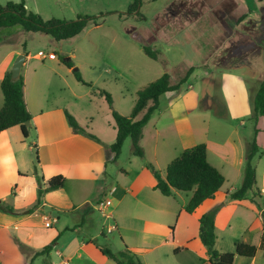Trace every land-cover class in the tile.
I'll return each mask as SVG.
<instances>
[{
  "label": "crops",
  "instance_id": "obj_1",
  "mask_svg": "<svg viewBox=\"0 0 264 264\" xmlns=\"http://www.w3.org/2000/svg\"><path fill=\"white\" fill-rule=\"evenodd\" d=\"M19 55L9 53L0 59V110L5 103L2 81L12 71ZM24 55L27 57L25 66L33 57ZM34 58L40 59V55ZM51 59L57 61L58 58L52 54ZM62 67L67 69L68 76L61 66L54 75L68 80L73 70L64 64ZM259 74L264 83V70ZM55 76L38 68L24 71V97L32 116L29 135L26 138L20 126L0 134V264H116L103 249L108 248L114 253L120 251H114L111 244L101 241L103 233L112 226H115L112 233L117 232L121 237L122 248L124 245L134 251L144 264H211V255L199 239V220L214 210H217L216 249L219 252H234L237 243L261 247L264 223L261 211L252 200L254 191L245 200L230 199L243 182L247 143L235 129L222 142L206 134L198 136L211 111L199 109L197 94L194 96L198 99L183 100L187 105L191 103L190 111L196 114L185 117L188 123L184 134L182 128L177 127L180 145L174 148L169 146L168 132L172 126L170 120L173 119L174 126L176 120L171 114L172 109L163 111L160 102L159 109L144 129L142 146L147 163L134 173L131 182H125L114 180L108 173L110 164L118 161H113L114 154L110 150L117 138L113 116L112 122L108 123L112 136L105 138L93 127L91 114L85 117L71 109L80 100L90 109L95 99L102 98L98 96L97 88L92 82L93 88L82 84L88 90L77 88L78 95L74 93L66 103L55 98L50 102L46 93L55 88L58 79ZM259 85L252 87L246 76L238 73L229 72L221 78L227 118L237 121L240 127L246 128L244 119L252 115V96ZM66 112L100 141L76 132L69 124ZM192 118L197 123L192 124ZM151 123H155L153 159H149L145 145L146 128ZM257 128L259 133L255 135L254 124L253 138L256 137L264 148V117ZM203 143L207 145L209 163L225 177V183L213 199L205 201L194 214H189L185 208L190 196L184 197V204L178 201L184 199L180 191H175L172 197L163 196L155 190L157 180L147 166L151 164L166 177L172 161L186 149ZM259 164L262 170L258 189L264 195V160L261 159ZM255 167L258 170L259 167ZM123 173L127 178L131 177L126 170ZM59 175L66 178L65 185L40 197V188L45 189L48 182ZM103 200L111 201L106 211L110 216L107 220L113 219L112 226H106L105 221L97 226L96 205ZM46 223H50V227ZM50 244H54V248L49 255L35 257ZM163 247L169 249L166 255L159 252ZM156 255V260L148 259ZM234 264H264V251L259 249L252 259L237 256Z\"/></svg>",
  "mask_w": 264,
  "mask_h": 264
},
{
  "label": "rangeland",
  "instance_id": "obj_2",
  "mask_svg": "<svg viewBox=\"0 0 264 264\" xmlns=\"http://www.w3.org/2000/svg\"><path fill=\"white\" fill-rule=\"evenodd\" d=\"M22 1L45 21L54 18L75 21L79 16H89L98 18L100 22L99 25L90 22L79 36L60 42L43 33H27L20 26L0 29V59L9 53L33 57L22 69V77L27 69L37 68L55 76L59 66L64 69L63 62L69 59L85 81L112 94L115 111L129 116L138 91L165 73L171 76L173 84H178L193 68L188 83L177 91L179 94L168 93L160 99L162 110L172 109L171 114L176 120V126L173 119L170 120L169 146L180 145L177 127L182 128L184 134L188 123L185 117L196 114L190 111L191 103L187 105L183 101L185 98L196 99L194 93L199 96V109L211 111L205 117V125L198 136L206 134L222 142L235 129L247 145L253 141L254 122L251 117L244 119L246 128L227 118L221 78L231 72L233 75H245L252 87L261 83L259 72L264 70V0H143L140 16L128 14L133 0H0V5ZM145 48L160 52L158 59L147 56ZM40 52L45 57L34 58ZM52 54L56 55L57 61L51 59ZM66 70L63 72L68 76ZM73 76L70 75L68 80L55 76L58 78L55 88L46 93L50 102L55 98L66 103L74 93L78 95L77 88L88 90ZM71 109L85 117L91 114L93 127L105 138L112 136L113 132L108 127L109 121L112 122V112L105 98L95 99L90 109L82 100L73 104ZM192 119V124L197 123ZM154 124L146 128L145 134L149 159H153ZM260 158L264 160V155ZM261 159L255 160V166L259 168L254 193L260 187ZM145 163L147 160L133 156L132 141L128 139L118 161L108 167V173L114 180L131 182L134 173ZM124 170L130 178L125 176ZM181 194L183 198L190 196V200L193 196L192 192ZM178 201L184 204L185 198ZM94 216L98 220L97 226L104 221L106 226L114 224L113 219L107 220L100 211ZM101 241L111 244L114 251L125 248L124 245L122 248L117 232L103 233ZM167 250L168 247H163L159 252L164 254ZM157 258L158 255L148 257L150 261Z\"/></svg>",
  "mask_w": 264,
  "mask_h": 264
},
{
  "label": "trees",
  "instance_id": "obj_3",
  "mask_svg": "<svg viewBox=\"0 0 264 264\" xmlns=\"http://www.w3.org/2000/svg\"><path fill=\"white\" fill-rule=\"evenodd\" d=\"M143 0H133L128 9L129 15H141L140 9ZM243 18H241L242 21ZM92 22L99 25V19L89 16H79L75 21H66L60 19H51L49 21L30 11L25 1L21 3L8 2L0 5V29L20 26L27 33H43L51 36L56 41H65L79 36ZM145 53L151 59L157 60L160 52H154L150 48H145ZM69 69L73 70L76 80L84 86L93 88V84L84 80L79 69H74L71 60L63 62ZM194 69L191 68L187 75L178 83L173 84L171 76L168 73L163 74L160 78L150 83L148 86L138 91L135 106L129 116L120 114L114 110V100L111 93L106 90L96 89L98 96L105 98L111 111L117 130L116 141L110 146L114 154V162L120 155L125 142L130 139L133 146V156L145 160V151L142 146L144 129L151 121L154 113L160 107V99L163 95L180 91L189 81ZM24 78L17 81L12 80L11 72L8 73L2 81V90L5 96V103L0 110V134L10 128L20 126L24 136L29 135L27 123H31L32 116L28 111L24 97ZM69 124L76 132L82 133L87 137L100 141L98 137L89 133L83 128L70 113L66 112ZM264 117V83H261L252 96V115L251 119L255 124V135L259 133L257 125L261 118ZM264 152L261 145L257 142L256 137L247 145L246 166L242 185L239 189L230 195L233 201H242L247 199L249 194L257 186V170L254 160L262 157ZM37 168V167H36ZM157 180L155 190L159 191L165 197L174 196L175 191L192 192L193 196L185 208L189 214H194L196 210L207 200L213 199L225 183V177L208 161V149L206 144H199L186 149L180 157L172 161L167 170L166 177L157 171L154 166H147ZM66 178L63 175L52 178L45 189L40 188L39 196L42 197L46 192L59 189L65 185ZM252 200L257 204L262 213L264 223V195L261 190L257 189ZM12 211V209H8ZM217 210L203 215L200 222L199 239L207 248L211 255V264H234L237 256L252 259L256 256L259 249L264 251V228L263 240L261 247L237 243L235 251L231 253H221L216 249V219ZM173 231V228H172ZM25 250L24 246H21ZM54 244L45 247L35 257L46 256L51 253ZM179 250H176L178 252ZM103 253L116 264H144L139 256L125 246L123 251L114 253L110 249H103Z\"/></svg>",
  "mask_w": 264,
  "mask_h": 264
},
{
  "label": "water",
  "instance_id": "obj_4",
  "mask_svg": "<svg viewBox=\"0 0 264 264\" xmlns=\"http://www.w3.org/2000/svg\"><path fill=\"white\" fill-rule=\"evenodd\" d=\"M26 60H27V57L24 54L19 55L17 59L15 60L12 66V71H11L13 81H17L18 79L22 77V69H23V66ZM68 60L69 59H66L64 62ZM26 125L30 127V123H27Z\"/></svg>",
  "mask_w": 264,
  "mask_h": 264
},
{
  "label": "built area",
  "instance_id": "obj_5",
  "mask_svg": "<svg viewBox=\"0 0 264 264\" xmlns=\"http://www.w3.org/2000/svg\"><path fill=\"white\" fill-rule=\"evenodd\" d=\"M40 57H45V54H43L42 52L39 54ZM111 205V201L110 200H105L102 202H99L96 205V208L98 209V211L102 212L103 214H105L106 218H110V216L108 214L105 213V210L107 209V207H109ZM47 227H50V223H46ZM115 230V226H112L110 228H108L107 232L109 234H111L113 231Z\"/></svg>",
  "mask_w": 264,
  "mask_h": 264
}]
</instances>
